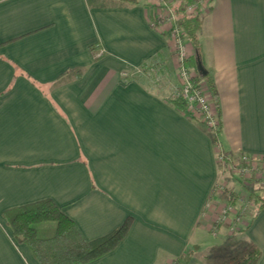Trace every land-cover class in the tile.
Instances as JSON below:
<instances>
[{
	"label": "crops",
	"instance_id": "obj_1",
	"mask_svg": "<svg viewBox=\"0 0 264 264\" xmlns=\"http://www.w3.org/2000/svg\"><path fill=\"white\" fill-rule=\"evenodd\" d=\"M157 11L149 0H0V264H42L4 213L44 199L88 240L133 218L120 245L87 264H171L192 246L189 264H216L199 250L216 242L202 216L218 146L232 158H264V0H213L202 16L203 63L220 97L218 144L169 101L180 85L170 67L176 45L167 26L153 25ZM152 61L173 73L170 83L124 77ZM240 234L264 264V207Z\"/></svg>",
	"mask_w": 264,
	"mask_h": 264
},
{
	"label": "trees",
	"instance_id": "obj_2",
	"mask_svg": "<svg viewBox=\"0 0 264 264\" xmlns=\"http://www.w3.org/2000/svg\"><path fill=\"white\" fill-rule=\"evenodd\" d=\"M87 1L90 7H107L116 4H136L141 0ZM192 2L193 0H174L173 8L177 15V24L184 32V39H186L194 49V54L186 62V65L198 72L197 76L192 79V89L201 90L202 83V85L207 88L211 97V102L217 111L219 124L213 131L215 134L214 142L218 144L220 142L219 134L222 131L220 97L212 74L208 71L207 75H202L198 70L197 53L200 54L203 61L200 40L203 17L186 14L187 6ZM98 48V44L90 47L94 61H98L104 55L103 52H98ZM158 64L157 61L143 64L140 68L142 72L138 74L154 78L160 71L161 75V70L157 69L156 71ZM152 69L155 71L153 72ZM75 72L77 77L82 76L81 69H77ZM126 78L128 80V77ZM179 86L180 85H177L173 89L169 101L177 108L187 112L193 120L206 126L199 118L193 116L189 112L188 102L182 95L174 97L175 91L179 89ZM225 154L230 158L227 153ZM231 194L230 200L235 202L237 200V194ZM250 198L254 201H261L260 207L256 213L258 214L264 207V196L259 193V190H253ZM4 217L12 227L16 240L20 243L29 245L35 257L42 264H87L92 262L114 251L127 236L133 222V218L128 217L124 224L117 227L109 234L93 240H88L77 224L66 216L51 199H44L9 209L4 213ZM198 249L197 246L188 248L180 256L174 258L171 264H189L191 259L196 255ZM260 258V249L255 244L250 243L230 259L219 264H258Z\"/></svg>",
	"mask_w": 264,
	"mask_h": 264
},
{
	"label": "rangeland",
	"instance_id": "obj_3",
	"mask_svg": "<svg viewBox=\"0 0 264 264\" xmlns=\"http://www.w3.org/2000/svg\"><path fill=\"white\" fill-rule=\"evenodd\" d=\"M175 60L176 55L170 67L175 68L174 73L177 74ZM157 69L158 67L156 71ZM161 71L162 74L160 75L159 71L153 80L159 85L163 82L170 83L173 73L164 68ZM204 88L205 92H208L207 88ZM242 156L219 161L218 180L202 216V223L212 233L216 242L214 247L200 249L199 252L216 264L230 259L248 246L244 245L245 237L240 233L251 223L261 203L251 199L250 195L253 190H259L264 196V160L256 159L255 163L248 161L247 165L246 162L242 163ZM231 193L237 194L235 202L230 200Z\"/></svg>",
	"mask_w": 264,
	"mask_h": 264
},
{
	"label": "built area",
	"instance_id": "obj_4",
	"mask_svg": "<svg viewBox=\"0 0 264 264\" xmlns=\"http://www.w3.org/2000/svg\"><path fill=\"white\" fill-rule=\"evenodd\" d=\"M154 2L160 11L155 13V16L152 18V23L156 27H165L167 26L169 32L175 40L176 45V60L175 66L177 70V77L180 81V86L177 91H175L174 97L182 95L188 102L189 112L199 118L203 123L206 124L211 130L215 129L219 120L217 118V111L215 110L213 103L211 102V97L209 93L205 92V86L201 83L200 89H192V79L197 76L198 72L193 68L186 65L187 60L190 58V52L188 47V42L184 39V32L177 24V15L174 11L173 5L174 0H149ZM212 0H193L187 6L186 14L191 16H203L210 11ZM142 70L139 69L137 72L130 73L124 72L123 75L130 77L134 74L141 73ZM218 160H229L220 146ZM242 163L248 165V161L255 163L256 159L264 160V158H257L247 154H243Z\"/></svg>",
	"mask_w": 264,
	"mask_h": 264
},
{
	"label": "water",
	"instance_id": "obj_5",
	"mask_svg": "<svg viewBox=\"0 0 264 264\" xmlns=\"http://www.w3.org/2000/svg\"><path fill=\"white\" fill-rule=\"evenodd\" d=\"M197 57H198V70H199V72L202 75H207L208 74V70L204 66V63H203L199 53H197Z\"/></svg>",
	"mask_w": 264,
	"mask_h": 264
}]
</instances>
